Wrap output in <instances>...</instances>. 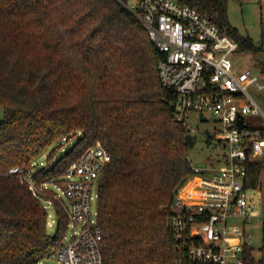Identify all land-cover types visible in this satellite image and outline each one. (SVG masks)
<instances>
[{"label": "trees", "instance_id": "trees-1", "mask_svg": "<svg viewBox=\"0 0 264 264\" xmlns=\"http://www.w3.org/2000/svg\"><path fill=\"white\" fill-rule=\"evenodd\" d=\"M127 0H0V264H42L63 241L67 220L46 234L47 213L17 176L63 139L75 143L33 174L60 183L85 149L107 154L98 182L97 222L105 264H178L168 207L192 175L189 130L173 117L158 78L161 58ZM261 17L264 0H257ZM230 36L256 47L227 19L228 0H181ZM60 145V144H59ZM50 163V164H48ZM261 164L248 167L254 188Z\"/></svg>", "mask_w": 264, "mask_h": 264}, {"label": "built area", "instance_id": "built-area-1", "mask_svg": "<svg viewBox=\"0 0 264 264\" xmlns=\"http://www.w3.org/2000/svg\"><path fill=\"white\" fill-rule=\"evenodd\" d=\"M128 10L161 55L158 78L172 95L174 119L195 132L189 126L190 115L207 122L206 114H214L219 124L216 140L227 152L226 163L217 169L193 167L168 207L167 228L178 264H264V211L257 209L256 198L245 187L248 167L264 168V110L249 93L263 89L259 77L250 69L235 70L231 56L239 52L238 44L181 0H137L136 8ZM246 117L260 118L262 126H247ZM107 157L100 144L88 147L67 167L63 184L56 185H37L35 165L27 172L8 171L28 185L45 211L53 208L65 216L70 235H64L48 256L58 264H105L97 204ZM204 170L210 176H204ZM51 185L61 196L50 190ZM255 231L262 245L258 250Z\"/></svg>", "mask_w": 264, "mask_h": 264}, {"label": "rangeland", "instance_id": "rangeland-1", "mask_svg": "<svg viewBox=\"0 0 264 264\" xmlns=\"http://www.w3.org/2000/svg\"><path fill=\"white\" fill-rule=\"evenodd\" d=\"M137 0H127V8L135 9ZM227 19L229 24L234 27L238 33L242 36L249 37L256 47H259L264 43V16L261 17L260 7L257 0H228L227 3ZM233 67L237 71L250 69V71L259 77L260 83L263 85L261 92H254L252 89L249 93L259 106L264 109V101L260 94H264V79L258 73L256 65L260 61L259 55L246 54L237 52L231 56ZM4 117V109L0 106V121ZM207 122L197 121L195 115H190L189 126L195 128V132H189V150L188 159L193 167L201 164H205L207 168L217 169L224 165L227 161V152L225 148H222L219 142L216 140L219 136V124L214 114H206ZM253 123L246 121V125L251 127ZM77 140V136L69 139L68 141L55 144L49 148L42 157H40L34 164L36 169L46 167V156L53 150L55 155L52 163L57 160L64 152H66ZM41 164V165H40ZM50 164V163H48ZM204 176H210L211 172L204 170L202 172ZM55 184V183H54ZM63 184V181L61 182ZM56 185V184H55ZM259 187L264 194V168L259 180ZM50 190L61 196V190H58L53 185L50 186ZM249 196L255 197L257 200V209L264 211V196L261 197L258 193V189H250ZM95 208V202L93 203ZM46 234L53 236L57 230L58 216L57 211L53 208L46 210ZM234 224H239V221H234ZM65 235H70V228H66ZM253 244L256 250L260 249V233L255 231L253 233ZM259 257V255H257ZM42 264H58L53 258H46L42 261Z\"/></svg>", "mask_w": 264, "mask_h": 264}, {"label": "crops", "instance_id": "crops-1", "mask_svg": "<svg viewBox=\"0 0 264 264\" xmlns=\"http://www.w3.org/2000/svg\"><path fill=\"white\" fill-rule=\"evenodd\" d=\"M256 68H257V65H256ZM260 76H262V78L264 79V76L263 75L260 74ZM259 97H261L263 99V101H264V94H260ZM246 121L253 123L251 127H259V126H262V121H261L260 118L246 117V118H244V121L243 122L246 124ZM197 166L204 167L205 164H201V165H197ZM262 170H263V167H262ZM262 170L260 171V174H259V177H258V182H257L256 186L254 188H250V189H255V188L258 189V193H259V195L261 197L264 196V194L261 192V188L259 187V180H260V177H261V174H262Z\"/></svg>", "mask_w": 264, "mask_h": 264}, {"label": "water", "instance_id": "water-1", "mask_svg": "<svg viewBox=\"0 0 264 264\" xmlns=\"http://www.w3.org/2000/svg\"><path fill=\"white\" fill-rule=\"evenodd\" d=\"M200 119L202 120V121H204V118L202 117V116H200ZM241 122V121H240Z\"/></svg>", "mask_w": 264, "mask_h": 264}]
</instances>
